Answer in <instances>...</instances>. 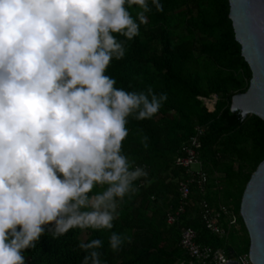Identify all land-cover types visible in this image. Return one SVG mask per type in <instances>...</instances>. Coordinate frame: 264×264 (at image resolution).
Masks as SVG:
<instances>
[{
	"label": "clouds",
	"instance_id": "1",
	"mask_svg": "<svg viewBox=\"0 0 264 264\" xmlns=\"http://www.w3.org/2000/svg\"><path fill=\"white\" fill-rule=\"evenodd\" d=\"M151 11L148 0H0V264H27L46 232L113 229L147 177L123 152L128 118H153L167 94L118 88L106 73ZM125 239L113 231L108 245ZM102 247L80 242L82 264H102Z\"/></svg>",
	"mask_w": 264,
	"mask_h": 264
},
{
	"label": "trees",
	"instance_id": "2",
	"mask_svg": "<svg viewBox=\"0 0 264 264\" xmlns=\"http://www.w3.org/2000/svg\"><path fill=\"white\" fill-rule=\"evenodd\" d=\"M147 13L148 23L127 41L126 55L113 60L107 75L116 87L128 91L166 93L167 100L151 119L129 117V134L123 152L147 171L135 182L138 191L121 202L111 230L71 229L59 238L46 232L36 247L24 252L27 264H82L86 254L80 242L102 239V264H185L191 261L180 247L181 228H194L198 242L223 248L231 256L250 253L251 237L242 215L244 191L264 160V120L231 109L234 96L245 93L252 72L242 57L231 19L230 0H160L163 11ZM139 9L130 11L135 17ZM124 39V37H118ZM218 96L214 112L200 98ZM206 128L200 149L201 170L207 176L206 190H193L180 222L170 225L167 213L180 201L179 182L184 170L176 158L183 145ZM148 137L144 148L142 138ZM100 187L93 193L100 192ZM90 194V195H91ZM228 205L239 218V228L219 236L205 227L198 203ZM223 225L229 227L227 218ZM126 239L118 252L108 245L111 232ZM82 235L86 238L81 240Z\"/></svg>",
	"mask_w": 264,
	"mask_h": 264
},
{
	"label": "water",
	"instance_id": "3",
	"mask_svg": "<svg viewBox=\"0 0 264 264\" xmlns=\"http://www.w3.org/2000/svg\"><path fill=\"white\" fill-rule=\"evenodd\" d=\"M231 19L242 57L248 64L252 78L245 93L234 96L231 109L264 120V0H230ZM242 215L251 237L252 264H264V160L251 176L243 194ZM227 264H241L233 259Z\"/></svg>",
	"mask_w": 264,
	"mask_h": 264
},
{
	"label": "built area",
	"instance_id": "4",
	"mask_svg": "<svg viewBox=\"0 0 264 264\" xmlns=\"http://www.w3.org/2000/svg\"><path fill=\"white\" fill-rule=\"evenodd\" d=\"M210 112H214L218 102V96L210 98H200ZM206 128L196 127V133L182 147L181 153L176 158L177 167L184 170L185 179L179 182L180 201L176 208H172L167 213V222L175 225L180 222V218L185 214L189 206L190 196L194 191L200 194L205 193L207 176L201 170L199 159L201 141L205 137ZM195 169V170H194ZM199 216L211 232L219 236H229L233 227L239 228L238 215L232 211L228 205L211 206L206 200L201 199L198 203ZM229 221V227L223 225V218ZM198 232L194 228H181L179 236L180 247L187 252L191 261L187 264H227L233 259H237L241 264H252L250 253L240 256H231L223 248H214L208 244H201L197 240ZM180 264H185L181 262Z\"/></svg>",
	"mask_w": 264,
	"mask_h": 264
},
{
	"label": "rangeland",
	"instance_id": "5",
	"mask_svg": "<svg viewBox=\"0 0 264 264\" xmlns=\"http://www.w3.org/2000/svg\"><path fill=\"white\" fill-rule=\"evenodd\" d=\"M195 170V169H194ZM231 233V232H230ZM86 238V236L85 235H82V238H81V240H84Z\"/></svg>",
	"mask_w": 264,
	"mask_h": 264
}]
</instances>
